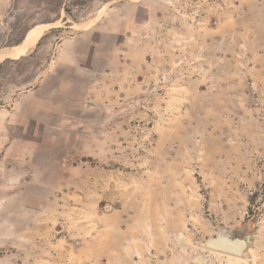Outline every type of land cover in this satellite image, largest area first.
<instances>
[{
	"label": "rangeland",
	"instance_id": "rangeland-1",
	"mask_svg": "<svg viewBox=\"0 0 264 264\" xmlns=\"http://www.w3.org/2000/svg\"><path fill=\"white\" fill-rule=\"evenodd\" d=\"M29 1L0 49L57 21L16 47L88 29L106 73L82 122L36 125L25 177L0 164V264H264V0ZM221 228L242 258L201 247Z\"/></svg>",
	"mask_w": 264,
	"mask_h": 264
},
{
	"label": "crops",
	"instance_id": "crops-1",
	"mask_svg": "<svg viewBox=\"0 0 264 264\" xmlns=\"http://www.w3.org/2000/svg\"><path fill=\"white\" fill-rule=\"evenodd\" d=\"M33 4L29 0H0V17L8 15L4 23L13 24V13L49 9L43 6V1ZM56 23L34 24L29 30L38 26L54 27ZM29 30L23 35L24 39ZM48 31L46 28L24 54L20 51L23 46H16L25 44L31 31L26 42L21 44L22 38L20 44L0 49L10 50L1 52L4 55L0 59V75L3 72L5 76L0 80V164L4 174L8 172L9 184L10 170H18L19 177H25L20 172L26 168L28 155L39 152L38 140L42 135L35 133L37 124H46L48 130L54 123L82 122L75 118V113L100 103L101 94L94 86L106 73L107 62L100 40H94L87 29L89 33L82 31L77 36L60 38L55 47L50 44L54 49L49 51L48 39L45 40ZM96 60L102 62L100 69L91 68ZM22 65H26L25 71H21ZM12 70L16 78L10 81L8 76Z\"/></svg>",
	"mask_w": 264,
	"mask_h": 264
},
{
	"label": "water",
	"instance_id": "water-1",
	"mask_svg": "<svg viewBox=\"0 0 264 264\" xmlns=\"http://www.w3.org/2000/svg\"><path fill=\"white\" fill-rule=\"evenodd\" d=\"M224 237H230L234 243L237 241L240 245L236 246L231 241L225 242ZM253 245L252 235H240L233 229H218L214 236L209 237L205 241L201 242V247L207 250H214L224 252L232 256L242 258Z\"/></svg>",
	"mask_w": 264,
	"mask_h": 264
},
{
	"label": "bare ground",
	"instance_id": "bare-ground-1",
	"mask_svg": "<svg viewBox=\"0 0 264 264\" xmlns=\"http://www.w3.org/2000/svg\"><path fill=\"white\" fill-rule=\"evenodd\" d=\"M41 33H42V31L41 30H38V31H36L33 35H32V37H31V39H30V42H29V44L27 45V48H28V46L29 45H34L35 43H36V41L39 39V37L41 36ZM20 51H22V52H24L25 51V48L24 49H20ZM19 51V52H20ZM14 51H12V53H13ZM16 52H18V50L16 51ZM15 52V53H16ZM4 54H2V56H3ZM1 56V57H2ZM1 57H0V59H1ZM225 238V242H232L233 244H235L236 246H238V245H240L237 241H235V243L232 241V240H230L229 238L230 237H224ZM210 250V249H209ZM210 251H212V252H218V253H222V254H226V255H230V254H227V253H224V252H219V251H214V250H210ZM230 256H232V255H230ZM233 257H237V256H233ZM237 258H240V257H237Z\"/></svg>",
	"mask_w": 264,
	"mask_h": 264
}]
</instances>
